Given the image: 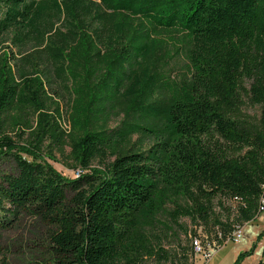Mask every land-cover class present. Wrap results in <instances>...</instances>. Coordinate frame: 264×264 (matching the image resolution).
<instances>
[{
    "label": "trees",
    "instance_id": "16d2710c",
    "mask_svg": "<svg viewBox=\"0 0 264 264\" xmlns=\"http://www.w3.org/2000/svg\"><path fill=\"white\" fill-rule=\"evenodd\" d=\"M7 40L20 55L0 65V155L12 153L17 173L0 169V231L23 212L50 226L47 254L32 264H187L148 236L168 204L174 223L212 222L223 238L257 218L264 0H0V46ZM57 88L73 101L74 158L87 170L115 157L105 172L68 178L40 160L43 139L60 134L44 103ZM242 96L259 118L242 115ZM15 110L29 146L7 134ZM119 116V127H100Z\"/></svg>",
    "mask_w": 264,
    "mask_h": 264
},
{
    "label": "rangeland",
    "instance_id": "374dc122",
    "mask_svg": "<svg viewBox=\"0 0 264 264\" xmlns=\"http://www.w3.org/2000/svg\"><path fill=\"white\" fill-rule=\"evenodd\" d=\"M168 40L170 44L171 42H176L175 34L168 38ZM19 55V52L13 47V43L10 40L5 41L0 46V65L6 56L9 58V61H12L13 56L19 57ZM181 60L180 57H175L174 59L173 64L177 65L174 71L176 75L184 71ZM11 64L12 63H10V65ZM83 74L85 75L84 72ZM56 90L57 95L49 90L48 94L52 99H45L44 103L46 112L50 114V116H54L55 121H61V123H59L60 134L56 137L47 135L43 139L40 160L52 165L65 177L72 178L75 170L82 169L73 155V141L80 135L72 131L71 128L70 117L72 113L70 110L73 101L70 98V94L65 90H59V88ZM242 100L244 101L240 109L242 115L244 117L259 118L260 107L250 105L244 96H242ZM26 113L31 122H33V128L31 130L36 132L38 120L37 110L35 108H30ZM7 115L8 114H4V117ZM23 115L18 110L9 113L8 117H6L7 134L21 146H29L28 143L32 142V138L29 136V130L21 124V122L24 123ZM16 116L19 118L21 117V120L17 126H14L11 117ZM122 119L121 116L111 117L108 120H103L100 127L106 130L117 128L120 126ZM138 142V136H133L130 142L121 150L123 152L131 150L134 146H137ZM20 153L28 157L26 153L21 151ZM11 154L7 153L0 155V169L6 173L16 174V164ZM114 158L115 157H111L104 161V163L96 159L92 162L90 169H85L84 173L90 172V170L105 172L107 164L111 163ZM231 204V202L225 203L227 207ZM173 209V204H168L165 207V210L156 217V221L148 229V236L154 243H161V246L169 250L173 255L181 257L183 254H187V264H234L238 257L236 254L237 249L240 248L241 251L245 250L246 243L252 239V236L257 231L260 224H262L261 227L264 229L263 221L260 220H253L256 222L244 224L245 227L244 229L242 228L244 231V239L240 242H235L233 240H227L228 238H223L220 229L214 226L212 222L209 224L200 221L193 222L190 218L183 217L179 220V223H174L170 217V212ZM215 210L217 212L220 211L217 207ZM220 214L225 221L227 212L223 211ZM50 231V226L41 219L28 213H21L9 229L0 231V264H32L39 261L47 254ZM194 237L201 238L204 244L209 243L216 249L217 252L213 255L211 261L204 263V260L200 256L196 257L193 254L191 239ZM261 243L264 245V234ZM262 250L263 248L260 249V252ZM258 253L259 250L258 252L255 251L254 254L246 256L241 264H255L253 261L260 256V253ZM148 264L154 263L149 261Z\"/></svg>",
    "mask_w": 264,
    "mask_h": 264
},
{
    "label": "built area",
    "instance_id": "2783aa9c",
    "mask_svg": "<svg viewBox=\"0 0 264 264\" xmlns=\"http://www.w3.org/2000/svg\"><path fill=\"white\" fill-rule=\"evenodd\" d=\"M84 173L83 169H77L73 172L74 177H80ZM263 205L261 206V210L259 215L255 220L263 221L264 223V199L262 200ZM243 226H238L235 231L233 232L232 236L228 238L227 240H233L235 242H239L243 237ZM191 248L193 254L197 257L200 256L204 263H207L210 261L213 257V255L216 253V249L211 246L209 243L204 244L201 238L194 237L191 239Z\"/></svg>",
    "mask_w": 264,
    "mask_h": 264
},
{
    "label": "crops",
    "instance_id": "0c3cea01",
    "mask_svg": "<svg viewBox=\"0 0 264 264\" xmlns=\"http://www.w3.org/2000/svg\"><path fill=\"white\" fill-rule=\"evenodd\" d=\"M257 221V220H256ZM256 221H251V223H254V222H256ZM249 224H250V222H248ZM248 223H246V224H248ZM245 224V225H246ZM264 224V223H263ZM245 225L243 226V229H244V227H245ZM262 226V224H260L259 225V228L257 229V231L254 233V235L252 236V239L250 240V241H246L247 243V245H245L246 247H245V250L244 251H241V249L240 248H238L237 249V251H236V254H237V256L241 253V252H245V251H249L251 248H252V253L251 254H254L255 253V251L256 252H258V250H259V253H260V256H258V259H256V260H254L253 261V263H255V264H257V262L259 261V259L262 257V255H263V251H264V245L261 243L262 242V238L260 239V240H258V237H259V235L260 234H264V229L261 227ZM244 232V231H243ZM244 234V233H243ZM246 237V236H245ZM244 239V235H243V237H242V239L241 240H243ZM240 240V241H241ZM239 241V242H240ZM259 242V243H258ZM261 248H263V250L260 252V249ZM217 252V251H216ZM258 253V254H259ZM211 261V260H210ZM209 262V261H208Z\"/></svg>",
    "mask_w": 264,
    "mask_h": 264
}]
</instances>
